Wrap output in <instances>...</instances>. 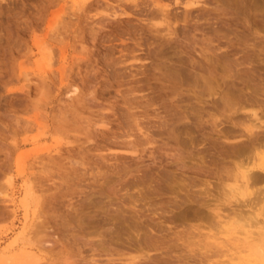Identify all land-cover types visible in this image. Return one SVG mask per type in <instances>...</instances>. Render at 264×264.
<instances>
[{"label":"rangeland","instance_id":"rangeland-1","mask_svg":"<svg viewBox=\"0 0 264 264\" xmlns=\"http://www.w3.org/2000/svg\"><path fill=\"white\" fill-rule=\"evenodd\" d=\"M188 2L0 0V264L254 258L236 236L264 242V182L240 189L239 151L264 135V0Z\"/></svg>","mask_w":264,"mask_h":264},{"label":"bare ground","instance_id":"bare-ground-1","mask_svg":"<svg viewBox=\"0 0 264 264\" xmlns=\"http://www.w3.org/2000/svg\"><path fill=\"white\" fill-rule=\"evenodd\" d=\"M198 3H199V0L198 1L189 0L188 5L194 6V5H197ZM158 14L159 13H157V17H158ZM152 16H154V15H152ZM154 17H153L154 19L157 18L156 16H154ZM160 19H162V18L160 17ZM156 20L153 21V22H156ZM162 21L157 20V24L163 25L164 22H162ZM57 23H59V22H57ZM60 23H62V25H63V21L60 22ZM60 23L57 24L58 28H59ZM53 30H54V28H53ZM55 31H56V27H55ZM26 77H27V75H26ZM207 85H208V88H207L208 91L211 92L213 90V88H214L213 84L212 83H209V84L207 83ZM79 92H80L79 87L74 85L71 88V90L68 91L67 96L71 97L72 95H76ZM251 111H253L254 118H253V120H251V123H250V126H249V131L252 132V133H255L256 135H259L260 130H263V128H264V125H263L264 120H262V117L259 116V114H258V112L256 110L253 109ZM236 151H237V149H236ZM248 152L252 153L254 155V159H253L252 164H249V166L247 168H245L243 170V172H242V176L244 178V181L242 183V186H240V189L244 188L246 190L250 189L253 184L264 182V175L262 174V173H264V135H261V136L259 135V136L254 137L251 140L250 144L246 145L245 148L240 149L239 154L240 155H244V154H247ZM259 171H262V173L259 172ZM259 191H257V192H259ZM253 192L255 193L254 190H253ZM31 195H32V192L29 189V191L27 192L26 197L23 200V205L27 209L30 206L29 199H30ZM30 217H31V215L27 213L26 214V222L27 223H28V220L30 219ZM39 225H37V226H39ZM40 227H41V225H40ZM38 229H40V228H38ZM40 231H41V229H40ZM38 232L39 231H37L36 233H38ZM24 233H25V231L22 232V235H24ZM241 235H244V237L238 235V236H236L237 240L244 241L245 243H250V247L249 248L246 247L244 250L245 251L246 250H250L251 255L254 256V258L241 257V258L244 259L243 264H264V242L260 241V243H255L254 244V241H256L257 238L254 236L255 234L252 231H250V230L242 231ZM35 236H36V234L34 235V238H35ZM258 236L261 237L260 239H262L264 241V230L260 231ZM249 239L251 241H249ZM17 240H19V239H17ZM16 241H14V242H16ZM141 249H143V248L141 247ZM244 250H240L239 253H243ZM1 252H2V255L4 257L5 264H22V261H26L28 263H32V262H38L39 259H40L39 258V254L37 252H35L32 249H28V248H23L18 254H12V255H6L5 254L6 253L5 250H1ZM141 257H146V255L145 254L134 255V256H131V259L133 261H136L138 258H141Z\"/></svg>","mask_w":264,"mask_h":264}]
</instances>
